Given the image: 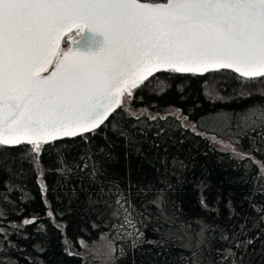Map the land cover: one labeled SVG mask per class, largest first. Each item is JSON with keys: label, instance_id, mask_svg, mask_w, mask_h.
<instances>
[{"label": "snow or ice", "instance_id": "obj_1", "mask_svg": "<svg viewBox=\"0 0 264 264\" xmlns=\"http://www.w3.org/2000/svg\"><path fill=\"white\" fill-rule=\"evenodd\" d=\"M85 32L89 40L73 39ZM68 41L71 44L62 47ZM81 43L87 47L80 48ZM225 72L233 74L239 89L234 96L223 97L209 86L205 92L209 99H259L239 111L216 113V120L235 121L239 135L250 144L249 152L231 145L223 149L248 161L245 167L255 168L256 179L264 180V160L253 155L264 156V0H0V152L23 150L20 162L35 174L45 209L43 216L34 214L7 227L0 224V264H19L13 253L22 249L10 237L19 236L24 228L35 226L37 233L44 232L42 221L47 219L57 231H64L56 219L64 213L53 210L48 199L49 192L56 190L45 180L46 173L68 177L73 172L63 153H58V160L51 156L57 145L65 139L91 144L119 110L128 111L136 92L155 87L163 93L173 75L215 77ZM175 118L187 127L183 121L188 118L180 110ZM191 128L196 131L195 124ZM112 131L128 143L125 155L130 156L135 141L117 131L115 124ZM112 147L110 143L107 150L98 149L99 161L89 149L75 168L77 174L87 170L89 191L107 196L105 206L116 220L110 227L117 238L130 241L133 253L148 245L157 250L156 255L176 249L178 257L172 264L177 260L178 264H245L244 255L257 242L264 252V204L250 200L254 215L242 216L228 201L225 207L233 223L213 228L205 219L175 210L166 164L164 171L156 170L154 180L133 184L129 179L124 185L111 181ZM135 151L143 155L139 148ZM46 154L52 164L48 168L43 164ZM179 167H184L183 162ZM260 189L264 192V184ZM21 192V199H33L24 189ZM72 193L76 195V189ZM0 200L8 201V196ZM199 203L207 214L220 215V209L210 206L203 195ZM237 216L240 221L234 220ZM5 218L0 208V221ZM217 230L219 246L209 243L207 235ZM79 244L87 247L83 239ZM107 247L105 255L115 264L116 249ZM35 248L44 251L39 245ZM119 253L123 257L124 249ZM24 259L27 264H43L31 256Z\"/></svg>", "mask_w": 264, "mask_h": 264}, {"label": "trees", "instance_id": "obj_2", "mask_svg": "<svg viewBox=\"0 0 264 264\" xmlns=\"http://www.w3.org/2000/svg\"><path fill=\"white\" fill-rule=\"evenodd\" d=\"M166 83L170 87L163 93L155 87L136 92L135 99L128 105V111L119 110L104 131L92 139L91 144L65 139L53 149L51 156L58 160V153H63L68 166L73 168L68 177L55 173H46L45 176L49 188L56 190L48 194L53 210L64 213L63 216L56 217L57 222L65 226L64 231H57L44 219V232L37 233L35 226H28L21 230L19 236L12 235V242L22 249V252L13 253L14 258L19 259V264H27L24 259L26 256L42 261L43 264H91L87 252L81 253L84 249L79 244L81 239L87 245L101 239L111 240L116 249L115 264H133V261L135 264H164L165 260L172 264L177 259L176 249L172 253L156 255L157 250L148 245L141 246L133 253L130 241L117 238V233L110 227L116 220L111 217V210L105 206L107 196L102 197L96 189L89 191L90 177L87 170L77 174L75 164L80 163V156H86L91 149L96 153L94 159L99 161L102 154L98 149L104 147L107 150L110 143L113 145L111 154L114 157L108 165L111 181L124 185L129 179L133 184L154 180L156 170L164 171L163 164H166L174 189L169 195L175 203V210L188 217L205 219L213 228L233 223L228 220L225 207L228 201L232 202L236 212L242 216L254 215L249 206L250 200L264 204V192L260 189L264 180L256 179V169L246 168L248 161H241L229 151L218 149L211 141L212 137L219 139L226 136L237 144L241 152H249V141L239 135L240 129L236 122L226 124L214 117L218 112L223 115L225 112L239 111L259 97L224 101L209 99L205 95L209 86L220 96H234L240 85L229 72L215 77L173 75ZM177 110H180L181 116H187V121H183L187 127H181L182 121L175 118ZM137 116L140 117L139 120L136 119ZM150 116L167 119L151 120ZM112 124L116 125L117 131L128 133L135 141L130 156L125 155L129 150L128 143L112 131ZM193 124L196 125L195 132L191 128ZM105 135L108 139L104 138ZM136 148L142 151V156L136 154ZM22 151L13 149L11 152H0V196H8V201L0 200V208L6 213V218L0 221L4 227L9 222L19 224L24 218H30L34 214L43 216L45 211L35 183V174L27 163L20 162ZM253 155L257 160H264V156L256 153ZM179 162H183V168L179 167ZM43 164L45 168L52 166L49 155H45ZM21 189L27 191L33 199H21ZM73 189H76V195H73ZM201 195L210 206L220 209L219 216L215 213L207 214L200 207ZM56 196L60 199H55ZM89 198L97 202L90 203ZM240 219V216L234 217L235 221ZM8 231L12 232V229L9 228ZM25 235L28 239L22 238ZM207 235L209 243L219 246V230L209 231ZM148 236L152 238L151 233ZM65 238L72 242L78 255L67 254ZM37 245L44 251L37 252ZM120 248L125 251L123 257L120 256ZM212 254H215L214 251ZM243 259L245 264H264V252L261 251L260 243L249 248Z\"/></svg>", "mask_w": 264, "mask_h": 264}, {"label": "rangeland", "instance_id": "obj_3", "mask_svg": "<svg viewBox=\"0 0 264 264\" xmlns=\"http://www.w3.org/2000/svg\"><path fill=\"white\" fill-rule=\"evenodd\" d=\"M73 37H75V35ZM68 43L69 41L66 44H62V46L65 47ZM216 140L222 142V143L214 142L213 139L211 138L212 143L218 149L224 150L223 145H231L241 152L237 144H235L229 137L223 136ZM226 151H229L230 153H232L230 150H226ZM65 241H67L66 246H67L68 251H72L73 253L77 252L76 248L73 246L72 242L68 238H65ZM109 244L113 246V242L111 240L101 239L100 241L92 245H87V247H81V248H84L83 250H81V253L87 252V255L90 256L89 261L91 264H110V260H108V257L105 255V253L108 250L107 246Z\"/></svg>", "mask_w": 264, "mask_h": 264}, {"label": "water", "instance_id": "obj_4", "mask_svg": "<svg viewBox=\"0 0 264 264\" xmlns=\"http://www.w3.org/2000/svg\"><path fill=\"white\" fill-rule=\"evenodd\" d=\"M73 39H78V40H84V41H87V40H89L90 39V36H89V34L87 33V32H85L84 33V35H83V37H77V36H75V37H73ZM71 44V41L68 43V45L67 46H69ZM66 46V47H67ZM73 47H76L75 45H72ZM79 47L80 48H86L87 47V45L85 44V43H81L80 45H79ZM51 69H49V71H50ZM45 74H47V73H45Z\"/></svg>", "mask_w": 264, "mask_h": 264}, {"label": "flooded vegetation", "instance_id": "obj_5", "mask_svg": "<svg viewBox=\"0 0 264 264\" xmlns=\"http://www.w3.org/2000/svg\"><path fill=\"white\" fill-rule=\"evenodd\" d=\"M69 42H70V41H69ZM67 45H68V44H67ZM67 45H66V46H67ZM66 46H65V47H66ZM62 47H64V46H62Z\"/></svg>", "mask_w": 264, "mask_h": 264}]
</instances>
